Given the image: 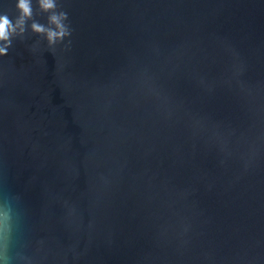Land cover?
<instances>
[{"label":"water","instance_id":"95a60500","mask_svg":"<svg viewBox=\"0 0 264 264\" xmlns=\"http://www.w3.org/2000/svg\"><path fill=\"white\" fill-rule=\"evenodd\" d=\"M60 4L0 57L13 264H264V0Z\"/></svg>","mask_w":264,"mask_h":264},{"label":"clouds","instance_id":"9594fccd","mask_svg":"<svg viewBox=\"0 0 264 264\" xmlns=\"http://www.w3.org/2000/svg\"><path fill=\"white\" fill-rule=\"evenodd\" d=\"M13 17L11 10L0 12V57H6L14 40L23 41L29 29L55 49L72 36L69 16L62 9L60 0H16ZM37 17H46L41 23ZM41 41H37V46ZM17 210L14 194L5 189L0 193V264H13L16 239Z\"/></svg>","mask_w":264,"mask_h":264}]
</instances>
